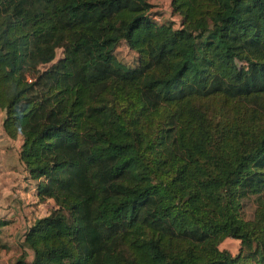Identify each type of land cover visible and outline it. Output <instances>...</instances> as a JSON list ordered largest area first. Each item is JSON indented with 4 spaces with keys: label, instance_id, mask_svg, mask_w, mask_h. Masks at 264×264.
Here are the masks:
<instances>
[{
    "label": "trees",
    "instance_id": "trees-1",
    "mask_svg": "<svg viewBox=\"0 0 264 264\" xmlns=\"http://www.w3.org/2000/svg\"><path fill=\"white\" fill-rule=\"evenodd\" d=\"M169 6L0 0L1 127L54 202L12 264H247L225 236L264 264V0Z\"/></svg>",
    "mask_w": 264,
    "mask_h": 264
},
{
    "label": "rangeland",
    "instance_id": "rangeland-1",
    "mask_svg": "<svg viewBox=\"0 0 264 264\" xmlns=\"http://www.w3.org/2000/svg\"><path fill=\"white\" fill-rule=\"evenodd\" d=\"M169 1L170 0H148L149 7L146 14L148 13L156 23L169 22L174 27H177L179 16L171 13ZM113 53L116 58L125 65L129 67L136 65L135 51L130 49L123 40L115 44ZM61 55V49H56V57ZM236 63L240 65L242 62L236 60ZM241 99L248 104L256 105L264 110V106L254 97H244ZM18 143L19 141L11 140L8 145L7 140L2 138L0 132V153H2V148L4 146L8 148L6 154L0 156V176L2 175L4 177L3 180H0V187L4 189L2 190L3 194L0 196V212L5 215H20L25 221L31 223L32 218L44 215L49 209L53 208L54 202L48 199L39 205H35L36 203L32 202V199L30 200V196L26 195V192H28L27 189L32 187L33 181H28L23 165L17 160ZM6 159L10 160L11 166H9V164H4ZM239 202L238 214L243 219H251L257 200L250 195L242 198ZM21 226L22 223H20L19 227ZM20 229H22V227ZM19 238H21L20 234ZM217 247L219 249H227L231 254L240 253L242 256L247 257V264H256V257L252 254L249 255L248 251L240 246V240L237 238L225 236L218 241Z\"/></svg>",
    "mask_w": 264,
    "mask_h": 264
},
{
    "label": "crops",
    "instance_id": "crops-1",
    "mask_svg": "<svg viewBox=\"0 0 264 264\" xmlns=\"http://www.w3.org/2000/svg\"><path fill=\"white\" fill-rule=\"evenodd\" d=\"M2 116H3V111L0 110V132L2 134V138H5L7 140V144L10 143L11 140H16V141H19L18 144L20 145L21 137L19 135L16 138L11 139V138H8L4 134L2 127H1ZM18 148H19V146H18ZM18 148H17V152H18ZM7 150H8V148L6 146H4L2 148V153H0V156L3 154H6ZM17 158H18V155H17ZM17 160L19 161V159H17ZM4 164L5 165L9 164V166H11L10 160H7V159L5 160ZM24 172H25V169H24ZM3 178L4 177L1 175L0 180H3ZM27 178H28V181H33L32 187H29L27 189L28 192H26V195L30 196V200L32 199V202L36 203L35 205H39L40 203L48 200V199H45L42 202L37 200V197L34 193L35 180L29 178L28 176H27ZM2 190H4L3 187H0V196H1V194H3ZM0 217L7 219V223L0 226V264H12L14 258L17 255H19L22 251L25 252V258L30 259L32 256L31 250L22 245V237H23L22 233H23V230L26 228L25 225H27L29 223V221H25V219H23L22 216L16 215V214L5 215L4 213L0 212ZM33 219L34 218H32V220ZM20 223H22V226H21L22 229H20L21 227H19ZM19 234H20L21 238H19Z\"/></svg>",
    "mask_w": 264,
    "mask_h": 264
},
{
    "label": "built area",
    "instance_id": "built-area-1",
    "mask_svg": "<svg viewBox=\"0 0 264 264\" xmlns=\"http://www.w3.org/2000/svg\"><path fill=\"white\" fill-rule=\"evenodd\" d=\"M28 80H30V78H28Z\"/></svg>",
    "mask_w": 264,
    "mask_h": 264
}]
</instances>
